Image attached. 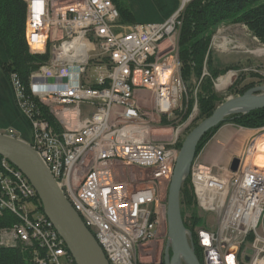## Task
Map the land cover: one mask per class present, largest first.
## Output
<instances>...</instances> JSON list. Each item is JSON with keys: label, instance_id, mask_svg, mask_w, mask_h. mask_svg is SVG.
Returning a JSON list of instances; mask_svg holds the SVG:
<instances>
[{"label": "built area", "instance_id": "1", "mask_svg": "<svg viewBox=\"0 0 264 264\" xmlns=\"http://www.w3.org/2000/svg\"><path fill=\"white\" fill-rule=\"evenodd\" d=\"M23 1L29 53L48 54L29 75V96L9 74L30 124L26 143L108 264H164L155 253L167 240L165 193L183 129L156 141L152 128H166L186 94L176 36L192 0H178L162 23L133 25L118 23L111 0ZM32 97L49 109L58 131ZM3 134L15 137L12 129ZM255 145L248 140L235 172L204 164L199 155L192 160L188 188L197 210L215 222L195 230L202 264H264V169L253 164ZM1 168L0 214L9 210L18 222L0 230V245L30 248L33 264H74L25 175L5 158Z\"/></svg>", "mask_w": 264, "mask_h": 264}, {"label": "trees", "instance_id": "2", "mask_svg": "<svg viewBox=\"0 0 264 264\" xmlns=\"http://www.w3.org/2000/svg\"><path fill=\"white\" fill-rule=\"evenodd\" d=\"M111 2L118 11L119 24H136L133 11L124 0H111ZM25 18L26 8L23 0H0V41L5 54V61L0 60V68L8 81L9 74L15 72L24 87L25 94L29 96V75L40 64L48 60V54L29 53L25 41ZM180 21L176 46L180 64L179 76L186 89L184 97L186 111L183 118L186 120L195 106L198 112L196 120H202L208 117L216 108L217 102H220L212 85V76L215 77L217 74L204 75L203 72V69H207L206 66L211 61L210 42L213 33L222 24H240L259 43L264 44V0H192L185 6ZM224 72L225 70H223ZM253 86V82L246 84L240 87L235 95H241ZM194 89L196 90L195 94L193 93ZM31 99L36 104L40 116L58 131L59 126L49 109L38 103L37 99L33 97ZM225 123L245 129L264 128V108L246 114L227 116L200 140L195 150V156ZM180 145L181 143L178 144V147ZM1 160L0 156V170L2 169ZM179 201L184 227L190 233V241L193 244L195 255L202 264V257L196 244V234L193 230L194 226L199 224V217L193 195L188 188L187 179L182 184ZM17 222V218L9 210L1 211L0 230L9 228ZM31 251L30 248L22 245L17 247L0 245V264H33Z\"/></svg>", "mask_w": 264, "mask_h": 264}, {"label": "water", "instance_id": "3", "mask_svg": "<svg viewBox=\"0 0 264 264\" xmlns=\"http://www.w3.org/2000/svg\"><path fill=\"white\" fill-rule=\"evenodd\" d=\"M264 108V85L228 97L184 137L175 159L166 193L165 264H201L185 229L180 211V190L195 150L205 134L227 116ZM0 156L17 167L33 186L44 215L52 222L74 264H108L96 241L71 208L38 154L23 140L0 133ZM240 159L233 157L228 170L235 172ZM168 249L171 256L168 257Z\"/></svg>", "mask_w": 264, "mask_h": 264}, {"label": "rangeland", "instance_id": "4", "mask_svg": "<svg viewBox=\"0 0 264 264\" xmlns=\"http://www.w3.org/2000/svg\"><path fill=\"white\" fill-rule=\"evenodd\" d=\"M128 6L132 9L133 14L135 16L136 22L138 23H161L166 19L168 14L175 9H177L179 5L178 0H124ZM240 24H229L225 23L216 28L213 33L211 42H210V55L211 61L207 65V69L204 68V75L217 74L212 76V85L213 91L220 99V102H217V106L222 103L228 97H235L237 90L251 82L254 83V86L264 85V44L259 43L256 40V43L252 39V35L246 31V28ZM224 38L225 46L220 48L219 45H222L221 39ZM212 44V45H211ZM0 60L5 61L4 47L0 41ZM223 70L225 72L223 73ZM232 74V76L230 75ZM225 76H231L229 81L221 86L220 88L217 85L221 82V78ZM198 85V84H197ZM229 88V89H228ZM196 90H193L195 94ZM3 93V94H2ZM186 93V89H185ZM181 100V108L179 112L175 115L176 117L173 120L169 121V124H164L166 128L160 129L159 127L152 128V136L156 141L163 140V138H167L171 129L176 126H180L183 129L182 141L186 134L194 127L195 124L199 123L201 120H196L198 116L197 108L194 106L191 110L189 116L186 120L183 118V114L186 111V107L184 105V97ZM149 107V103L146 104ZM216 106V107H217ZM203 120V119H202ZM233 124L225 123L223 124L212 136V138L205 144L204 147L214 146L219 143L221 136L229 129L233 128ZM0 131L5 133L8 129H12L13 131H22L24 135V139L28 142L30 141L31 129L30 124L24 114L21 112L19 107L16 104L14 92L10 86L9 81L5 77L2 69L0 68ZM235 128V127H234ZM237 128V127H236ZM261 129L256 132L253 136L255 140L258 139L259 135L263 133ZM161 133H165L162 135ZM164 136V137H161ZM221 145V144H220ZM204 149V148H203ZM202 149V150H203ZM231 149L224 148L223 154V162L222 165L228 166L231 156ZM202 152V151H200ZM199 152V160L204 163L200 157ZM205 164V163H204ZM134 179H141L142 175L136 173L133 175ZM167 193V189H166ZM165 193V196H166ZM197 214L199 217V224L194 226L193 230L195 232L196 229L201 227H206L208 225L209 228H214L215 222L213 219V215L204 214L197 210ZM163 229V228H162ZM164 231V230H163ZM165 239H160L159 244H164ZM155 247H157L155 245ZM182 262V261H181ZM184 264V262H182ZM181 263V264H182Z\"/></svg>", "mask_w": 264, "mask_h": 264}, {"label": "crops", "instance_id": "5", "mask_svg": "<svg viewBox=\"0 0 264 264\" xmlns=\"http://www.w3.org/2000/svg\"><path fill=\"white\" fill-rule=\"evenodd\" d=\"M176 9L168 14L165 20H167ZM135 18V16H134ZM163 21V22H164ZM136 22V19H135ZM138 23V22H136ZM150 23V22H147ZM162 23V22H161ZM145 24V23H144ZM153 24H159V23H153ZM244 29V27H243ZM247 31V30H246ZM248 32V31H247ZM252 37V36H251ZM253 39V37H252ZM254 40V39H253ZM256 42V40H254ZM258 43V42H256ZM259 44V43H258ZM3 94V93H2ZM89 111L88 107H83V113H87ZM235 127V128H234ZM1 128V127H0ZM260 129H245L241 127L233 126V128H229L220 138L219 143H217L214 146H210L211 142L208 144V147H203L201 149L202 152H200V157L202 161L207 165H213L217 167H227L225 165H222V162L224 160L223 154H224V148L231 149L230 150V158L238 157L240 158L243 152V149L248 142L249 139L254 137L255 133L258 132ZM264 130V128L261 129V132ZM0 133H3L0 131ZM15 137L23 140L26 142V140L23 138V132L22 131H14ZM254 135V136H253ZM264 141V131L262 134L259 135L258 139L256 140L255 150L258 148V145ZM221 144V145H220ZM259 150V148H258Z\"/></svg>", "mask_w": 264, "mask_h": 264}, {"label": "bare ground", "instance_id": "6", "mask_svg": "<svg viewBox=\"0 0 264 264\" xmlns=\"http://www.w3.org/2000/svg\"><path fill=\"white\" fill-rule=\"evenodd\" d=\"M221 46L224 47L225 43H222ZM37 47H39V45H37ZM230 75L232 76V74ZM231 76L222 77L220 80L221 82L217 85V87L220 88L221 86L226 84ZM258 148L252 154V161L257 168L264 169V141L258 145Z\"/></svg>", "mask_w": 264, "mask_h": 264}, {"label": "flooded vegetation", "instance_id": "7", "mask_svg": "<svg viewBox=\"0 0 264 264\" xmlns=\"http://www.w3.org/2000/svg\"><path fill=\"white\" fill-rule=\"evenodd\" d=\"M171 256V252L168 249V257ZM155 258H157L160 262L166 263L165 261V243L160 245V248L155 253ZM182 262H179L178 264H181ZM183 264V263H182Z\"/></svg>", "mask_w": 264, "mask_h": 264}]
</instances>
